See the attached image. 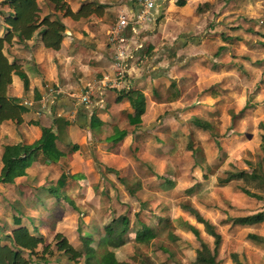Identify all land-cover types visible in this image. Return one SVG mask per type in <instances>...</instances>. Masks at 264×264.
Wrapping results in <instances>:
<instances>
[{"label": "rangeland", "instance_id": "374dc122", "mask_svg": "<svg viewBox=\"0 0 264 264\" xmlns=\"http://www.w3.org/2000/svg\"><path fill=\"white\" fill-rule=\"evenodd\" d=\"M209 1L202 7L203 10L210 9L204 27L201 28L199 23L197 34H178L165 50L168 57H174L171 61L176 67H186L188 74L177 86L178 96L168 91H152L146 96L147 106L149 99L157 103L148 106L146 126L141 125L138 129L150 136L145 139L157 142L159 147L156 148L166 146V151L149 145L140 151L154 156L147 163H139L132 150L125 158L111 161L109 158H116L107 156L109 151L102 139L88 135L87 142L81 139L76 143L79 149L71 152L66 130V134L57 130L58 147L63 150L65 159L61 158L54 165H44L37 158L30 169L28 184L34 190L42 188L44 191L39 190L37 194L28 189L20 193L1 186V239L13 227L17 216L29 230L35 228L50 244L51 251L45 255V260L26 252L29 264H45V261L83 264L82 257L74 262L58 252L53 244L54 235L61 232L75 248L84 252L82 236L88 235L87 244L96 248L104 234V226L122 215L128 217V232H131L127 235L129 241L112 248L118 260L131 264H191L199 241L181 237L171 222L172 218L180 220V215L177 216L179 205L189 202L192 206L195 200L203 207L214 208L205 210L212 221H216L217 216L220 219L219 230L223 231L220 247L225 249V258L229 259L227 264H264V243H256L247 237V233L253 231L260 230L264 234V221L256 228L239 227L225 221L227 217L264 210L263 189L252 179L219 182L227 170H244L246 175H251L253 170L264 173V0H240V4L239 0ZM228 11L231 12L225 14ZM209 33L218 36L216 39L226 46L217 54L213 43L212 48L200 51L202 55L178 50L181 45L200 41ZM198 56H203L201 63L192 65L191 59ZM151 68L152 65L146 66L141 79ZM157 110L161 112L157 114ZM205 123L211 127L201 128ZM108 131L107 128L101 130V138ZM189 146L197 147L198 152H192ZM155 158L160 159L157 167L154 166ZM106 162L122 165L123 172L128 174L133 169L132 164L145 165L149 176L146 180L140 174L117 178ZM158 170L173 173L175 186L169 192L159 188L163 178ZM61 171L85 175L84 188L74 187L77 179L68 178L59 196H53L48 189L55 184L54 179ZM135 179L141 182L131 192L115 187L122 183L131 185ZM190 185H193V191L187 195L184 188ZM244 187L260 194L261 198L246 195L242 191ZM2 201L5 208L1 206ZM158 217L160 221H157ZM137 221L155 229L156 236L150 243L133 242L132 228ZM202 226L200 228L204 230ZM203 230L201 240L212 249L213 238ZM168 231L173 238L168 236ZM42 246L36 250L41 251Z\"/></svg>", "mask_w": 264, "mask_h": 264}, {"label": "crops", "instance_id": "0c3cea01", "mask_svg": "<svg viewBox=\"0 0 264 264\" xmlns=\"http://www.w3.org/2000/svg\"><path fill=\"white\" fill-rule=\"evenodd\" d=\"M36 1L40 8L41 16L48 15L54 18L58 13V11L54 10V5L50 1ZM64 1L69 5L72 11H76L82 3L90 0ZM96 1L105 4L102 15L92 13L78 20H74L69 16H60V20L64 24V36L58 50L45 47L41 40V35L37 33L27 41H18V37L14 36L12 43L5 45L4 52L7 58L9 60L15 59L20 63L22 70L28 78V87L24 89L20 77L13 74L8 93L21 98L24 105L29 110L22 113L23 122L20 124H16L11 120L0 123V169L2 166L1 153L4 145L16 143L31 144L40 137V128L28 123V120L38 118L40 112L47 113L49 116H53L57 119L54 131L57 133V130H62L64 134L67 132L71 141L69 148L71 152H75L79 149V144L76 143H80L81 139L87 142V139L93 136V138L97 140L102 139L106 144V150L109 151V155L107 156L116 158H109L111 161L125 158L128 153H131V150L134 154L136 152L139 163H147L151 157L154 158V156H150L146 152L141 153L140 151L144 148L146 149L149 145L155 148L159 147L155 144L157 142L151 143L150 140L145 139L146 137L150 138V136L145 135L144 132L138 129L142 126L126 127V125H128V115L133 113V109L131 108L128 98L124 94L134 90H140L144 94L145 110L141 115V125H144L145 113L147 114V111L149 112V107L153 105L151 103H157V101L149 99V107L147 106L146 96H148V93L152 91H168L174 92L175 96H178L179 88L177 89V86L183 81L184 77H188V74H186V67H176L175 62L171 61L174 57H168L165 50L169 48V45L176 39L178 34L185 33L187 36L190 34H197L200 26L199 23L201 24V28L204 27L210 9L203 10L202 7L211 1L181 0L182 4H178L177 1L180 0H156V6L153 10L151 20L138 24L134 30L127 27L124 31L127 37V50H129L131 56L126 59V65L124 66L125 72L123 75H118L117 65L113 62V47L109 43L108 31L117 22L119 15H129L128 13L130 11L136 9V3L134 0ZM0 9L8 11V8L5 6L0 7ZM230 12L231 11H228L225 14ZM222 15H224V13H222ZM112 17H115L114 20H111ZM209 31H211V33L214 32L213 30ZM5 32L6 25L0 17V35H3ZM211 33L207 34V37H204V39L200 41H193L191 44L187 42L181 45L178 50L197 56L202 55L203 52L201 53L200 51H207L212 48L213 44L216 45V51L220 46L222 49L226 47L223 42L220 43V40L216 39L218 36H213ZM225 39L228 40L229 38ZM175 55L177 56L178 53ZM201 59H203V56L191 59L192 65H198V63H201ZM147 65H152V68L149 70L150 72L148 75H145V77L141 79V75H143V71L146 70L145 68ZM163 67H165V69ZM177 80L178 83L176 84ZM83 94L88 97V101L81 102V96ZM118 94L123 96L119 101L116 100ZM209 98L212 99V97ZM157 111V114L161 112V110ZM62 115H66L67 117ZM63 121H67V124H63ZM210 127V124L205 123L201 128L209 129ZM106 128L109 129V131L101 138L99 132ZM121 130L124 132L119 135L118 132ZM151 131H147L146 133ZM140 132L141 135L139 134ZM88 135L89 137L86 139ZM74 145H76V148H74ZM165 145H167V143H165ZM165 147L163 148L161 146L156 149L164 152L166 149ZM189 147V150L192 152H198L197 147H194V149L192 146ZM38 158L40 159V156ZM61 158L65 159V155ZM60 159L57 162L61 161ZM156 160L154 166L157 167V163L160 159ZM33 162L34 160L26 169L25 175L14 178L12 182H0V188L5 185L20 193H22L23 190H34V188L28 184L31 174L30 169L33 167ZM57 162L46 160L41 161V164L54 165ZM106 164L110 167L108 169L112 171L113 174H116L117 178L124 177L125 175L133 177L134 174H140V176L146 180L149 176L147 172L148 167L146 169L145 165L140 166V164H132L133 169L128 174L123 172L122 165L118 163L106 162ZM62 172L65 171L59 172L54 180H57ZM158 172L161 173L160 177L163 178L158 185L159 188L164 190L163 192H169V190L173 189L175 186L173 173L171 171L165 172L159 170ZM65 173L67 174L66 184L68 178H73L78 181L74 183V187L84 188L83 184L87 182L85 175L77 174V172ZM140 182V179H135V182L131 185H123L122 183L121 186L116 184L115 187H119L121 191L126 190L127 192H131L139 186ZM66 184L64 186H66ZM39 190L44 191L42 188H38L34 190V192L38 194ZM192 191L193 185L184 188V193L187 195L191 194ZM3 202L4 201H2L1 206L5 208ZM187 204L189 205L190 203H182L179 205L180 207L178 210H180V213H178L177 216L180 215V220H174L172 218L171 225L179 230L178 233H180L181 237L194 241L196 237L193 232L188 229L187 224L196 227L201 235L203 229L200 227L202 223L197 222L195 216L184 208V205ZM191 207L196 209L207 219L215 227V230L220 234L221 238H223V231L219 230L220 219L218 220V216L216 217V221H212L205 214L206 209L210 211L214 208L211 207L208 209L203 207L196 200L193 201ZM258 211L264 212V210L261 209ZM255 212L256 211L253 213ZM253 213L249 212L236 216H245ZM120 217L116 218H118V221L121 223ZM160 219L161 218L158 217L157 221H160ZM127 220L126 231L123 235V239H125L124 243L129 241L127 235L131 232H128V217ZM261 222L262 221L234 225L256 228ZM21 224L23 225L22 222ZM15 226L14 223L9 232H5L3 240L1 239L0 231V245L9 243L6 234H9ZM132 229H134L133 233L135 235V240L133 242L136 243H150V240L156 236L155 229L142 221H137ZM157 232L156 230V233ZM138 233L141 235L138 236ZM253 233L264 236L263 232L260 230L253 231ZM168 236L173 238V234L169 233V231ZM180 249L182 250L181 247ZM225 257V249H222L219 245L216 257L217 263L219 264L220 261H222L221 264L229 263L228 257ZM181 263H183V261ZM168 264L174 263L170 262Z\"/></svg>", "mask_w": 264, "mask_h": 264}, {"label": "trees", "instance_id": "16d2710c", "mask_svg": "<svg viewBox=\"0 0 264 264\" xmlns=\"http://www.w3.org/2000/svg\"><path fill=\"white\" fill-rule=\"evenodd\" d=\"M54 5V10L58 11L54 18L48 15L41 16L40 8L36 0H1L0 7H7L8 11L0 9V17L6 25V32L0 35V123L6 120L14 121L16 124L23 122L22 113L29 109L24 105L21 98L10 95L8 89L12 82V75L16 74L23 82L24 89L28 87V78L22 70L21 64L15 59L9 60L4 52L6 44H11L13 37L17 36L18 41H27L37 33L41 35V40L45 47L58 50L61 40L64 36V24L60 20V16H69L74 20L85 18L90 14L102 15L105 4L96 0L86 1L82 3L76 11H72L64 0H48ZM182 4L181 0L177 1ZM219 49H222L221 46ZM217 50L215 54L218 53ZM133 113L128 115V125L126 127L141 126V115L145 110V96L140 90H134L126 94ZM123 96L117 95L116 100L119 101ZM95 120V119H93ZM57 119L49 116L47 113L40 112L36 119L28 120L29 124L36 125L40 128V137L31 144L16 143L6 144L2 148L1 153V169L0 182H12L14 178L26 174V169L31 165L32 161L40 156L41 161L57 162L64 152L58 147L60 136L54 131ZM197 122V120H194ZM67 124V121H63ZM198 124V122H197ZM121 130L118 134H122ZM76 148V145H74ZM67 174L62 172L56 180V183L48 190L56 198L59 196L60 190L66 184ZM232 179H248L254 180L255 184L264 191V173L253 170L251 175H246L244 170H227L225 176L219 178V182L226 183ZM242 191L252 197L261 198L260 194L250 191L248 188H242ZM184 208L193 214L197 222L203 224L204 231L213 238V248L201 240L199 230L187 224L199 241V246L195 250V258L192 264H217L216 257L221 242L220 234L215 227L205 219L196 209L190 205H184ZM113 218L104 226V234L96 248H90L87 244L88 235L82 236L85 240L84 252L75 248L67 238L58 232L54 235L53 244L58 252L63 253L68 260L78 261L83 258V264H131L120 261L116 258L112 248L119 247L125 242L123 235L127 227V217ZM119 219V220H120ZM16 220V221H15ZM264 220V212L258 211L245 216L227 217L225 221L231 224H248L260 222ZM15 227L6 234L9 241L7 244L0 245V264H29L30 258L25 253L35 254L45 260V255L49 253L50 244L45 242L42 234L38 231H31L21 224L19 217H14ZM139 234V233H138ZM139 234L138 236H140ZM145 236V235H142ZM248 239L256 243H264V236L250 232L247 233ZM141 241V240H140ZM43 245L41 251H37V247ZM89 247V248H86ZM40 253V254H39ZM50 254V253H49ZM45 264H65L64 262Z\"/></svg>", "mask_w": 264, "mask_h": 264}, {"label": "built area", "instance_id": "2783aa9c", "mask_svg": "<svg viewBox=\"0 0 264 264\" xmlns=\"http://www.w3.org/2000/svg\"><path fill=\"white\" fill-rule=\"evenodd\" d=\"M136 9L127 14H121L117 18V22L108 31L109 43L113 47V62L117 65L118 75L125 72L124 66L126 59L131 56L127 50V37L124 33L129 27L134 30L138 24H142L152 19L153 10L156 6V0H134ZM88 101L86 95L81 96V102Z\"/></svg>", "mask_w": 264, "mask_h": 264}]
</instances>
